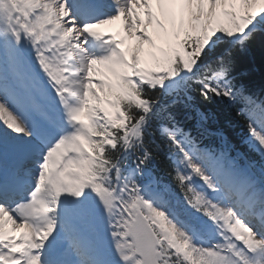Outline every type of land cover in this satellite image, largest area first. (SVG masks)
Instances as JSON below:
<instances>
[{"label":"snow or ice","instance_id":"6c2138e0","mask_svg":"<svg viewBox=\"0 0 264 264\" xmlns=\"http://www.w3.org/2000/svg\"><path fill=\"white\" fill-rule=\"evenodd\" d=\"M257 53L264 0H0V264H264Z\"/></svg>","mask_w":264,"mask_h":264},{"label":"trees","instance_id":"16d2710c","mask_svg":"<svg viewBox=\"0 0 264 264\" xmlns=\"http://www.w3.org/2000/svg\"><path fill=\"white\" fill-rule=\"evenodd\" d=\"M248 75L257 85L264 83V58L259 53L255 56V62L251 69H245Z\"/></svg>","mask_w":264,"mask_h":264},{"label":"bare ground","instance_id":"6f19581e","mask_svg":"<svg viewBox=\"0 0 264 264\" xmlns=\"http://www.w3.org/2000/svg\"><path fill=\"white\" fill-rule=\"evenodd\" d=\"M114 27V26H113Z\"/></svg>","mask_w":264,"mask_h":264}]
</instances>
